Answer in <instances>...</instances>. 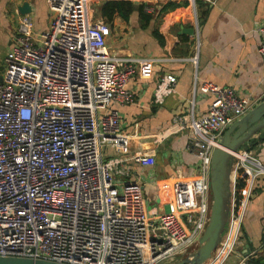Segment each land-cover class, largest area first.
<instances>
[{
    "label": "built area",
    "instance_id": "1",
    "mask_svg": "<svg viewBox=\"0 0 264 264\" xmlns=\"http://www.w3.org/2000/svg\"><path fill=\"white\" fill-rule=\"evenodd\" d=\"M107 1V0H93ZM151 4L184 0H132ZM195 5L196 0H186ZM214 1V0H212ZM52 16L35 31L24 14L16 42L3 59L0 81V255L45 258L68 264L173 263L197 246L210 214V165L224 130L253 103L229 86L207 81L212 94L205 114L179 115L159 133L157 144L179 130L191 133L188 147L199 159L193 178L171 185L164 207L148 206L142 185L127 179L129 162L144 153L126 154L120 110L130 101L126 84L148 58L113 54L110 25L94 19L85 0H46ZM195 28H197V18ZM264 63V21L256 26ZM196 64V56L192 57ZM176 78L163 74L154 89L162 104L175 91ZM111 144L113 153L103 148ZM233 161L229 218L213 257L223 264L239 241L248 199L264 166L251 149L231 152ZM245 177L236 206L238 172ZM210 193V196H209ZM210 197V201H209ZM236 264H250L247 257Z\"/></svg>",
    "mask_w": 264,
    "mask_h": 264
},
{
    "label": "crops",
    "instance_id": "2",
    "mask_svg": "<svg viewBox=\"0 0 264 264\" xmlns=\"http://www.w3.org/2000/svg\"><path fill=\"white\" fill-rule=\"evenodd\" d=\"M88 6V0H85ZM164 1L151 4L153 10L145 23L137 12L128 20L116 17L108 45L113 54L148 58L138 66L126 84L130 101L118 105L122 132L130 138L127 153H144L141 162H129V180L151 191L148 206L164 207L171 200V185L177 179L193 178L199 159L188 147V129L179 130L159 144L156 136L171 126L179 115L205 114L212 94L202 83L210 81L232 87L254 107L264 99V63L258 52L257 24L264 21V0ZM23 4L33 19L35 31L48 28L52 16L46 0H0V81L3 59L16 42ZM198 24L195 28V17ZM102 18V17H101ZM158 30L163 43L154 36ZM196 56L197 62H192ZM176 78L175 91L162 104L153 94L163 74ZM264 130L246 148L251 149L264 166ZM105 156L113 153L111 144L103 148ZM147 200V199H146ZM264 239V174L254 184L241 225L239 241L223 264H236L247 257L250 264L262 253ZM230 260V262H228Z\"/></svg>",
    "mask_w": 264,
    "mask_h": 264
},
{
    "label": "water",
    "instance_id": "3",
    "mask_svg": "<svg viewBox=\"0 0 264 264\" xmlns=\"http://www.w3.org/2000/svg\"><path fill=\"white\" fill-rule=\"evenodd\" d=\"M27 4L21 6L27 14ZM2 80V78H1ZM264 130V99L244 115L234 120L224 130L219 146L214 147L210 165L211 207L207 224L192 252L173 263L158 264H206L216 252L229 218L232 193L234 157L232 151L248 145ZM264 136V135H263ZM231 151V152H230ZM0 264H68L45 258L18 255H0Z\"/></svg>",
    "mask_w": 264,
    "mask_h": 264
},
{
    "label": "trees",
    "instance_id": "4",
    "mask_svg": "<svg viewBox=\"0 0 264 264\" xmlns=\"http://www.w3.org/2000/svg\"><path fill=\"white\" fill-rule=\"evenodd\" d=\"M177 5L175 2L169 3V5ZM137 12L140 18L147 23L151 19V15L144 10L143 3H135L132 0H107L101 5L99 9L100 16L111 26L114 22L116 17H122L124 20H128L129 16ZM154 36L163 43V38L158 30L153 31ZM250 148V147H248ZM246 180L245 177L240 176V171L238 172L237 179H236V191H235V202L236 206L238 207L242 194L241 189L245 186ZM255 264H264V239L262 240V253L255 259L252 260Z\"/></svg>",
    "mask_w": 264,
    "mask_h": 264
},
{
    "label": "rangeland",
    "instance_id": "5",
    "mask_svg": "<svg viewBox=\"0 0 264 264\" xmlns=\"http://www.w3.org/2000/svg\"><path fill=\"white\" fill-rule=\"evenodd\" d=\"M104 3V1H93V0H90V16L93 17L94 19H98V18H101L100 14H99V9L101 7V5ZM241 148H246V146H243ZM144 193V196H145V199H147L146 201L150 200L152 198V195H151V191H148L146 189H144L143 191ZM209 196H210V193H209ZM210 197H209V201H210ZM196 246H191L189 247L184 253L182 254H179L178 257L176 258L175 262L179 259H181L182 257H184L186 254H188L189 252H192L193 250H195ZM230 262V260L228 261Z\"/></svg>",
    "mask_w": 264,
    "mask_h": 264
},
{
    "label": "bare ground",
    "instance_id": "6",
    "mask_svg": "<svg viewBox=\"0 0 264 264\" xmlns=\"http://www.w3.org/2000/svg\"><path fill=\"white\" fill-rule=\"evenodd\" d=\"M218 146H219V143H218ZM231 152V151H230ZM232 152H234V151H232Z\"/></svg>",
    "mask_w": 264,
    "mask_h": 264
}]
</instances>
